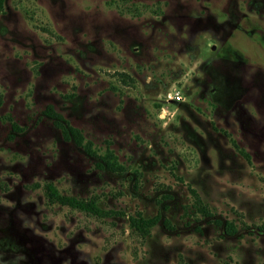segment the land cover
<instances>
[{
  "label": "rangeland",
  "instance_id": "374dc122",
  "mask_svg": "<svg viewBox=\"0 0 264 264\" xmlns=\"http://www.w3.org/2000/svg\"><path fill=\"white\" fill-rule=\"evenodd\" d=\"M227 263L264 264V0H3L0 264Z\"/></svg>",
  "mask_w": 264,
  "mask_h": 264
},
{
  "label": "trees",
  "instance_id": "16d2710c",
  "mask_svg": "<svg viewBox=\"0 0 264 264\" xmlns=\"http://www.w3.org/2000/svg\"><path fill=\"white\" fill-rule=\"evenodd\" d=\"M3 10V0H0V12ZM52 114H55L52 112ZM55 115H58L57 113ZM55 124L60 128L61 133L67 137L72 139V141L81 146L85 151L89 154L94 155V150L90 147V143L88 141L82 140V135L79 130L75 127L66 126L65 124L59 122V120H54ZM102 161L104 165L112 170V171H120L122 170L121 166L117 163L115 156L111 153V151H107L106 154H103ZM44 191L48 198V200L57 201L60 204L67 205L71 208L84 211L86 213L95 215V216H110V215H122L124 214L122 211L110 209V208H102L99 206L97 199L93 196L87 197H78L74 195H67L60 193L57 188L51 182L44 183ZM189 192L194 197V205L196 210L202 215H209L210 211L207 208V205L201 200L196 190L187 186ZM129 226L138 234L139 237L143 238L147 234H149L150 227L158 220L157 215L144 217L139 210H137L134 214L127 215ZM217 224L222 225V229L225 233L231 234L236 230V226L228 221V220H215ZM227 264H235V263H227Z\"/></svg>",
  "mask_w": 264,
  "mask_h": 264
},
{
  "label": "built area",
  "instance_id": "2783aa9c",
  "mask_svg": "<svg viewBox=\"0 0 264 264\" xmlns=\"http://www.w3.org/2000/svg\"><path fill=\"white\" fill-rule=\"evenodd\" d=\"M172 98L180 99V95L177 93V91H174L173 94L170 93L167 94V99H172Z\"/></svg>",
  "mask_w": 264,
  "mask_h": 264
}]
</instances>
